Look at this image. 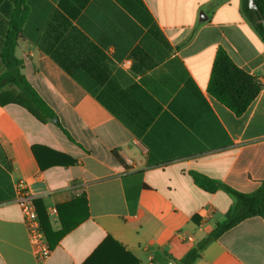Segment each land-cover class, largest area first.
I'll use <instances>...</instances> for the list:
<instances>
[{
	"label": "crops",
	"instance_id": "obj_1",
	"mask_svg": "<svg viewBox=\"0 0 264 264\" xmlns=\"http://www.w3.org/2000/svg\"><path fill=\"white\" fill-rule=\"evenodd\" d=\"M18 2L0 0V79ZM25 5L14 56L58 122L0 104V264H133L127 254L179 264L236 204L192 173L242 193L264 182V40L243 0ZM220 49L262 83L240 117L209 90ZM1 85L3 100L18 93ZM20 185L54 233L68 231L43 262L15 202ZM194 264H264V218L244 220Z\"/></svg>",
	"mask_w": 264,
	"mask_h": 264
},
{
	"label": "trees",
	"instance_id": "obj_2",
	"mask_svg": "<svg viewBox=\"0 0 264 264\" xmlns=\"http://www.w3.org/2000/svg\"><path fill=\"white\" fill-rule=\"evenodd\" d=\"M25 1L19 0L18 7L11 18V29L5 39L3 51L4 58L7 60V72L4 78L0 79V90L3 88L1 83L6 80L7 85L14 86L18 89V93H13L7 100H3L0 97V104L2 106L7 104L19 105L41 123H47L57 118L56 113L21 73L23 63L14 56L18 39L22 34V28L27 18L28 7L25 5ZM255 2L260 13L249 7V0H243V9L249 21L254 25L256 31L264 40V25L262 23V17L264 18V0H255ZM261 89L262 83L257 78L240 69L226 51L223 49L218 51L209 85V90L214 97L240 117L247 112ZM62 130L70 137L64 128ZM0 159L3 161L6 160L1 146ZM74 163L75 161L71 160L70 164L73 165ZM192 176L196 185L204 191L214 193L220 189H224L235 198L236 204L229 210L226 220L217 224L209 236L203 239L197 247L191 249L179 264H194L200 258L202 250L244 220L252 217L264 218V182L255 192L242 193L230 186L220 184L207 176L197 173H192ZM36 206L46 239L50 248L53 249L68 231L62 230L59 233H54L47 216L39 209L37 204ZM127 255L133 259V264H138V261L134 257L130 254ZM108 264L122 263L120 261H111Z\"/></svg>",
	"mask_w": 264,
	"mask_h": 264
},
{
	"label": "built area",
	"instance_id": "obj_3",
	"mask_svg": "<svg viewBox=\"0 0 264 264\" xmlns=\"http://www.w3.org/2000/svg\"><path fill=\"white\" fill-rule=\"evenodd\" d=\"M22 209L24 223L28 228L31 245L40 261H45L51 254V248L42 228L41 220L32 197L27 195L22 185L18 187L15 201Z\"/></svg>",
	"mask_w": 264,
	"mask_h": 264
},
{
	"label": "water",
	"instance_id": "obj_4",
	"mask_svg": "<svg viewBox=\"0 0 264 264\" xmlns=\"http://www.w3.org/2000/svg\"><path fill=\"white\" fill-rule=\"evenodd\" d=\"M249 7H250L251 9L256 10V11L259 12V9H258V6H257L255 0H249ZM259 13H260V12H259ZM260 15H261V14H260ZM261 17H262V16H261ZM262 23H263V25H264V18H263V17H262ZM54 122H58V120H57V119H54Z\"/></svg>",
	"mask_w": 264,
	"mask_h": 264
}]
</instances>
